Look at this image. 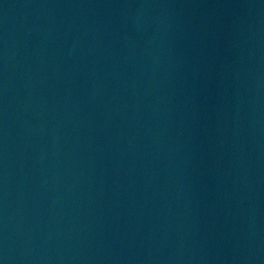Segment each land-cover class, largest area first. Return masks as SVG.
I'll list each match as a JSON object with an SVG mask.
<instances>
[{
  "label": "water",
  "instance_id": "obj_1",
  "mask_svg": "<svg viewBox=\"0 0 264 264\" xmlns=\"http://www.w3.org/2000/svg\"><path fill=\"white\" fill-rule=\"evenodd\" d=\"M0 264H264V0H0Z\"/></svg>",
  "mask_w": 264,
  "mask_h": 264
}]
</instances>
